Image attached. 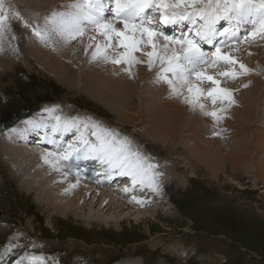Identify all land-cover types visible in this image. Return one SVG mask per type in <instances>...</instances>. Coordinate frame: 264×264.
I'll return each instance as SVG.
<instances>
[{"label": "rangeland", "instance_id": "obj_1", "mask_svg": "<svg viewBox=\"0 0 264 264\" xmlns=\"http://www.w3.org/2000/svg\"><path fill=\"white\" fill-rule=\"evenodd\" d=\"M23 18L22 23L32 21L26 16ZM108 19H112L111 16ZM40 22L43 24V19ZM179 31L177 28L176 33L179 34ZM254 39L258 43L264 38L251 40V44L259 48ZM25 42H21V46ZM234 44L224 46L225 50L233 49L240 43ZM252 45L249 44V48H253ZM22 48L25 54L27 51ZM261 49L258 51L264 48ZM27 54L26 59L21 55L13 67H0V116L4 114L10 118L16 113H29L34 108L42 109L48 104L59 105L64 110L72 107V115L89 113L87 115L105 119L107 125L116 126L119 132H127L126 135L134 137L152 157L150 162L166 165L162 169L165 176L167 170L173 172L168 173L164 186L154 197L159 203L151 210L156 212L135 219L134 215L128 216L125 212L117 211L120 219L117 223L113 218L105 221L90 219L87 215L91 207L86 204L88 208L83 217H76L71 212L65 216L54 214L51 208H45L46 205L36 201L35 193L25 190L22 184L26 185V178L25 182L21 176L14 175L11 166L0 157V251L11 240L14 244L25 245L29 252L49 255L50 264H117L131 259L130 263L137 264H264V175L256 172V165L259 167L260 164L255 156L251 160L255 169L252 167L249 172L234 170L228 165L222 169L215 168L213 174L203 161L199 160L200 165H197L192 155L193 129L189 121L176 137V143L157 142L142 130L137 134L135 126L138 129L145 122L139 123L140 126L129 123L122 127L118 124L121 112L113 113L102 103L90 98L81 84L80 88L68 86L53 71L43 67L38 55ZM135 55L142 54L137 52ZM244 61L249 67L247 60ZM156 71L143 76L142 82L148 89V79ZM93 87L89 84L93 94L103 95L102 88H96L100 93ZM263 94L262 91L258 95L261 102L264 101ZM41 100L49 102L43 103ZM257 109V121L252 126L255 131H258L256 123L264 120L263 104ZM34 112L33 116L41 117V112ZM262 127L264 121L259 125V128ZM232 130L236 132L235 127ZM218 132H221V147L226 154L231 151L232 145L241 143L240 136L230 131L221 129ZM205 137L213 139L216 135L213 138L210 134ZM261 172L264 173V168ZM95 203L93 206L98 210L99 200H95ZM21 250L24 251L15 248L13 252L20 253ZM14 258L6 256L3 264L11 263Z\"/></svg>", "mask_w": 264, "mask_h": 264}, {"label": "bare ground", "instance_id": "obj_2", "mask_svg": "<svg viewBox=\"0 0 264 264\" xmlns=\"http://www.w3.org/2000/svg\"><path fill=\"white\" fill-rule=\"evenodd\" d=\"M66 2L67 0H5V5L9 7L10 12L18 13L19 18L15 15H10L6 22L7 29L3 39L0 40V67H13L14 63L18 62L21 58V55L26 59L27 53H34L38 55L43 67L48 69V71H53L55 73L54 75L60 80L66 81L68 84L65 83L68 86L80 88L79 85L81 84L85 88L86 95L90 98L102 103L113 113L119 114L121 112L118 118V124L122 127H126L129 123L139 125V123L145 122V125L138 129L134 125V131L137 134L139 130H142L143 133L148 134L147 136L152 137L157 142L160 140L161 143L166 142V144H169V142L174 143V141L176 143V137L179 136V132L183 130V127L189 121L193 129L191 140L192 148L190 150L192 151L193 157L197 160V165H200V160L209 167V170L212 169L211 172L213 170L216 171L215 168L222 169L228 165L234 170L249 172L250 169L254 168L252 161L254 160L253 156H255L257 163L259 162L260 164L259 167L261 170L264 168V128H259V125L264 120L256 123L258 131H255V127H252L257 121V115L259 113L257 112V108H260L262 104L264 106V101L261 102L258 97L260 92H264V49L263 51H258L264 48V40H260L261 42L257 43V40L254 39L256 40L254 43L259 48H255V45L253 43V45L251 44V40L253 39L251 37L250 41L245 40L239 42L240 44L233 47V49L225 50L226 46L224 48L222 47V52L233 55L245 66L246 63H244V60H247L250 66L246 67L252 71L246 74L239 75L233 79L219 75V73L231 71V65L220 63L213 67H209L208 65L202 66L206 70L209 67L207 73L220 80L221 87L233 90V96L237 103V106L234 104L231 107H226L227 101L221 103L217 100L216 104L213 105L211 98L201 97L200 102L205 104L206 110L209 112L226 107V111L222 113L223 119L214 121L211 116L202 115L198 108L193 110L189 105L182 102L181 99L170 96L168 85L163 82H157L155 74L148 79V83L150 84H148V89L145 83L142 82L143 76L144 74L145 76L148 74L152 75L158 66L150 70L146 63L135 64L131 68V74H129L123 71V68L127 67V65H113L102 61H93L91 57L92 49H89L87 53L85 52L87 44L90 43L87 37L96 35V42L106 43V41L99 37L91 27L86 29V35L82 43L73 41L71 44L62 45L57 44L55 40L48 44L42 43L33 34L32 27L38 24L42 25L40 21L53 11L66 10L63 7ZM39 6L41 7L39 8ZM47 8L49 9L46 11L45 9ZM23 16L32 20L27 23H30L29 26H25V23H22ZM115 24L117 28H123L122 23L115 21ZM24 41L28 43L26 44L28 45L27 47L25 43L21 46V42ZM160 41H163L162 37ZM249 44L253 48H249ZM229 45L235 44L230 43ZM22 47L27 51L25 54L23 53ZM142 47L144 51L151 50L149 47ZM120 51H123V49L117 47L116 51L111 54L116 55ZM256 52H259L258 55ZM140 53L142 54V52ZM253 53L255 56H253ZM260 54L261 56H259ZM142 55L136 56L142 57ZM143 59H146V57H143ZM236 71H240L239 65H236ZM89 84L93 85L95 89L102 88L101 92L103 95H99L98 93V95L93 94L89 89ZM244 85H247V87H244ZM200 87L206 91L210 87H215V85L211 84V82L206 84V81H204L200 83ZM99 89L96 90L99 91ZM45 108H56V114L63 118L91 117L93 120L101 122L110 129L117 132L120 131L116 126L107 125L105 119H99L95 115H87L89 113L72 115L74 113L72 107L64 110L65 108L62 109V107L56 104H48L42 107L40 112L46 119L48 118V114L43 111ZM31 119H40V117ZM24 122H20L9 131L0 134V157L11 166L10 169L14 175L21 176L25 182L27 180L26 185L22 184V186L26 191L35 193L34 198L40 204L46 205L45 208H51L54 214L58 213L62 216L70 214L71 212L76 217H83L84 212L88 208L86 205H88L91 207L87 215L90 219L94 218L96 221H105L107 218H113L117 223L120 221L117 217V211L125 212L128 216L134 215L135 219H139L141 216H149V213L156 212V210H151V208H156L153 206L159 203L154 197L161 191V186L164 184L168 173L173 172L166 168L168 173L165 176L164 174L166 173L163 174L162 169L166 165L164 166V164L161 165L160 163V167L158 164L159 167L156 171L161 173V175L158 178L159 190L156 192H153L146 186L141 188L139 184L133 186L130 177L114 176L111 180H102L103 168L96 161L79 162L77 167L82 172L79 177L75 176L76 168L71 169L72 174L65 175V173L69 172L66 162L61 161L59 164L60 170L57 171L56 168L50 164H46L44 159H42L46 153L56 151L57 145L49 141L55 139L59 142L60 134L57 133L53 136L50 129L46 130L43 128H29L24 134L12 131L14 128L23 129L28 127ZM231 125L233 127L232 129L235 127L237 133L231 129ZM236 127H241L244 131L242 129L240 130V128L237 130ZM221 129H224L225 132L230 131L231 134L234 133L235 136H240L241 138V143L232 145L231 151L229 150L230 152L227 154L222 151V135H216V138H213L214 135L212 134L213 132L220 134L221 132H218V130L221 131ZM119 133L122 136L128 137L145 156H148V153L134 137L127 136V132ZM209 134L213 139L205 137ZM219 136L220 139L218 138ZM75 139L74 133L64 135V140L67 142H73ZM236 141L238 142V140ZM49 159H52V157H49ZM259 167L256 165V172L259 175H264ZM93 168L99 173L95 178L92 175ZM212 173L214 174V172ZM160 178H162L161 181ZM73 184L76 186L71 187ZM126 187L131 189V191L125 192L123 189ZM133 196L137 199L133 200ZM87 199L90 201L88 202ZM95 200H99L100 202L99 207H96L98 210H95L93 206ZM138 200L143 202L138 203ZM33 252L39 253L37 251ZM46 256L49 258V255ZM130 261L132 259L129 261L124 260L117 264H137L136 262L130 263Z\"/></svg>", "mask_w": 264, "mask_h": 264}, {"label": "snow or ice", "instance_id": "obj_3", "mask_svg": "<svg viewBox=\"0 0 264 264\" xmlns=\"http://www.w3.org/2000/svg\"><path fill=\"white\" fill-rule=\"evenodd\" d=\"M63 7L66 10L53 11L44 17L42 25L32 27L33 34L42 43L54 40L62 45L73 41L82 43L86 29L91 27L106 41L96 42V35L87 37L90 43L85 52L92 49L93 61L127 65L123 71L129 74L135 64L146 63L150 70L158 66L155 79L168 85L170 96L181 99L193 110L198 108L202 115L211 116L214 121L223 119L226 107H231L236 101L233 90L221 87V81L208 74L202 66L231 65V71L219 75L233 79L246 74L252 70L221 49L250 37L264 38V0H67ZM10 15L19 18L18 13L10 12L5 0H0V40L5 35ZM115 21L122 23L123 28H117ZM221 22H225L223 28L219 26ZM25 26H29L27 22ZM177 28L180 29L179 34L176 33ZM169 29L172 31H167ZM205 45L214 51H206ZM142 46L151 50L144 51ZM117 47L123 51L112 55ZM137 52H142L146 59L136 56ZM236 65L240 71H236ZM204 81L215 87L205 91L200 87ZM201 97L211 98L213 105L217 100L221 103L227 101V105L209 112L200 102ZM43 111L48 114L47 119L41 115L40 119L26 120L24 123L28 127L12 131L24 134L29 128H43L50 129L53 136L59 133V142L55 139L49 141L57 145L56 151L42 157L46 164L59 171V164L64 161L69 168L65 175L72 174L71 169L76 168L75 176L79 177L82 174L77 167L79 162L96 161L103 168L102 180H111L114 176L130 177L133 186L139 184L153 192L159 190L161 173L156 171L158 165L150 162L151 158L145 156L128 137L91 117L63 118L56 114V108ZM67 133H74L75 141H65ZM213 135L219 133L213 132ZM92 175L93 178L99 175L95 168ZM123 190L131 191L127 187ZM136 199L133 196V200ZM14 248L24 251L14 253ZM6 256L9 259L15 256L11 264H50L47 256L29 252L25 245L14 244L11 240L0 251V264Z\"/></svg>", "mask_w": 264, "mask_h": 264}]
</instances>
